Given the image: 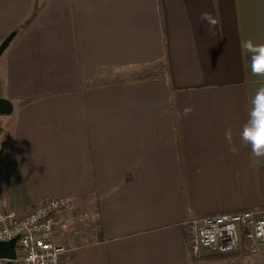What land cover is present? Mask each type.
<instances>
[{
  "label": "crops",
  "instance_id": "0c3cea01",
  "mask_svg": "<svg viewBox=\"0 0 264 264\" xmlns=\"http://www.w3.org/2000/svg\"><path fill=\"white\" fill-rule=\"evenodd\" d=\"M12 32L0 198H74L56 215L60 264H264V246L197 257L186 241L192 217L264 208V161L239 138L264 87V0H0V43ZM140 66L155 77L114 81Z\"/></svg>",
  "mask_w": 264,
  "mask_h": 264
},
{
  "label": "built area",
  "instance_id": "2783aa9c",
  "mask_svg": "<svg viewBox=\"0 0 264 264\" xmlns=\"http://www.w3.org/2000/svg\"><path fill=\"white\" fill-rule=\"evenodd\" d=\"M4 157L0 169L9 166ZM71 196L49 197L26 211L6 208L0 198V241L17 240L16 264H60L67 247L54 242L56 215L71 210ZM89 217L86 209L76 215L81 226ZM186 241L194 256H253L264 246V208L192 217L186 224ZM0 264H9L0 259Z\"/></svg>",
  "mask_w": 264,
  "mask_h": 264
},
{
  "label": "clouds",
  "instance_id": "9594fccd",
  "mask_svg": "<svg viewBox=\"0 0 264 264\" xmlns=\"http://www.w3.org/2000/svg\"><path fill=\"white\" fill-rule=\"evenodd\" d=\"M206 15V14H205ZM264 47V45H261ZM262 61L259 57L254 58V74L264 75V71L256 72L255 65ZM192 108L186 107L183 112H177V118L188 116ZM240 141L250 149V157L253 165L264 161V87L258 88L250 97L247 109V119L243 124L240 133ZM225 139L229 144V151L236 154L239 149L233 143V134L231 130L225 133Z\"/></svg>",
  "mask_w": 264,
  "mask_h": 264
},
{
  "label": "water",
  "instance_id": "95a60500",
  "mask_svg": "<svg viewBox=\"0 0 264 264\" xmlns=\"http://www.w3.org/2000/svg\"><path fill=\"white\" fill-rule=\"evenodd\" d=\"M15 36L16 32H12L0 43V58L9 47ZM11 111V103L3 98H0V113L9 114ZM3 151L4 144H2L0 148V159ZM17 240L18 237H15L9 241H0V259L8 260L9 264H16L14 261L17 258Z\"/></svg>",
  "mask_w": 264,
  "mask_h": 264
},
{
  "label": "rangeland",
  "instance_id": "374dc122",
  "mask_svg": "<svg viewBox=\"0 0 264 264\" xmlns=\"http://www.w3.org/2000/svg\"><path fill=\"white\" fill-rule=\"evenodd\" d=\"M149 70H151V69H148V67L140 66L134 72H132V75H133L132 77L131 76H128V77L126 76V77H122V78L118 77L114 81L123 80V79H126V80L141 79V78L145 77L146 74L149 73ZM11 128H12L11 119H9V118L0 119V131L5 134L4 141L6 143L10 142ZM10 153H11V149H10V151H8L6 153L5 156L1 157V159H3L4 157H8L9 160H11L12 157H11ZM1 159H0V162H1Z\"/></svg>",
  "mask_w": 264,
  "mask_h": 264
},
{
  "label": "trees",
  "instance_id": "16d2710c",
  "mask_svg": "<svg viewBox=\"0 0 264 264\" xmlns=\"http://www.w3.org/2000/svg\"><path fill=\"white\" fill-rule=\"evenodd\" d=\"M39 9H40V8H37L36 10H34V11L32 12L31 16L28 18V20H26V21L24 22V24L22 25V27L20 28V30H24V29H26V28L29 26V24H30L31 21L34 19V17H35L36 14H37V11H38ZM154 77H155V76H153V74L148 73V74L145 75V77H143V78H141V79H136V80L152 79V78H154ZM130 81H134V80H130ZM29 101H30V100L22 101V102L19 104V106H22L23 104H25V103H27V102H29Z\"/></svg>",
  "mask_w": 264,
  "mask_h": 264
}]
</instances>
